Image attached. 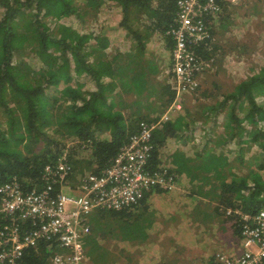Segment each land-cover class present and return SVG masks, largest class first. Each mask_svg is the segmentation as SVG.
Instances as JSON below:
<instances>
[{"label": "trees", "instance_id": "trees-1", "mask_svg": "<svg viewBox=\"0 0 264 264\" xmlns=\"http://www.w3.org/2000/svg\"><path fill=\"white\" fill-rule=\"evenodd\" d=\"M215 2L221 10L227 9V1ZM176 12L177 0H0V112L4 117L0 121V187L15 180L23 191L41 188L44 168H55L64 154L71 165L68 180L75 170L100 174L139 132L140 121L157 122L162 116L161 124L151 131L146 170L154 173L165 167L166 177L174 183L183 176L190 182L199 180L196 192L215 203V212L221 206L224 211L264 210V59L257 71L214 97L211 105L194 111L182 106L183 97L196 88L181 94L180 109L166 112L176 94L169 77L158 78L163 68L152 52L147 54L146 44L155 37L161 39L171 61ZM98 14L110 23L96 32L92 24ZM71 18L75 20L65 22ZM215 22L206 16L209 37L193 46L198 59L206 62L196 73L210 66L218 52L213 41ZM123 38L129 50L109 51L111 42L122 44ZM123 94L133 100L127 101ZM220 114L224 116L222 139L212 140L200 129L207 140L200 149L191 155L177 149L169 163L162 162L160 152L168 139H184L180 133L194 126V120L204 117L207 121ZM229 141L237 149L232 160L222 150L214 151L215 145ZM77 148H81L78 156L85 149L90 151L87 159H76ZM248 150L250 156L245 158L243 151ZM204 185L207 191L202 190ZM172 191L153 186L119 210L91 212L89 232L82 241L89 262H117L108 239H117L123 246L145 241L155 224L154 210L164 207L159 202L151 205V197H170ZM202 213L206 221L209 213L204 209ZM232 228L239 235L237 222ZM56 249L55 243L28 248L18 264H54L51 256ZM220 254L206 264H223Z\"/></svg>", "mask_w": 264, "mask_h": 264}, {"label": "built area", "instance_id": "built-area-1", "mask_svg": "<svg viewBox=\"0 0 264 264\" xmlns=\"http://www.w3.org/2000/svg\"><path fill=\"white\" fill-rule=\"evenodd\" d=\"M221 12L215 0H177L171 30L174 45L168 69L169 83L176 97L166 112L180 109L181 94L199 86L201 64L193 46L209 37L205 20ZM171 75V76H170ZM162 117V116H161ZM157 122L140 121V130L120 147L110 165L100 174L87 173L72 189L68 182L71 165L65 154L55 168H44L41 188L22 190L15 180L0 187V264H18L28 248L40 244L57 245L51 260L54 264H87L83 238L88 235V216L95 210H119L133 204L143 191L153 186L175 188L166 170L150 173L145 168L151 145L148 144ZM167 114L163 115L166 118ZM173 182V183H172ZM67 185V187H66ZM68 188V189H67ZM240 228L239 253H222L223 264H264V210L247 212L228 208Z\"/></svg>", "mask_w": 264, "mask_h": 264}, {"label": "rangeland", "instance_id": "rangeland-1", "mask_svg": "<svg viewBox=\"0 0 264 264\" xmlns=\"http://www.w3.org/2000/svg\"><path fill=\"white\" fill-rule=\"evenodd\" d=\"M225 1L228 2L227 9L223 10L222 8L221 12L214 17L217 25L213 41L218 47V52L211 61L213 63L205 67L199 75V90L183 97L182 106L184 105L191 111L201 109L207 101L205 99L206 95L208 97L221 96L219 93L222 90L231 89L234 83L257 71L258 66L263 65L264 0ZM221 17H223L221 22L223 27L219 28L220 22L218 21ZM72 20L75 19L71 18L65 22L70 23L69 21ZM109 23L110 21L105 18L104 14H98L96 21L92 24V29L97 32ZM111 23H114V20ZM109 26L114 27L113 24ZM116 39L118 38H111L112 41ZM122 40V44L111 42L109 51L126 52L130 49V47L128 48L127 39L123 38ZM146 46L148 49L147 54L149 55L152 52L156 62L161 64L163 68L162 73L164 74L159 79H168L170 56L165 52L164 42L155 37L147 42ZM204 89H208L211 94H207ZM123 96L127 101L133 100V96L126 94H123ZM117 98L119 97H116V100H118ZM0 121H4L1 112ZM194 122L197 123L195 126L189 127L183 134L181 132L184 139L180 137L179 139L170 138L167 140L160 152L163 163L170 162V152L175 148H184L188 151V155L200 149L207 141L201 134L200 129L207 132V128L212 127L211 138L212 135H215L214 140L221 138L222 131L219 135L220 129L214 128V120L205 121L202 117L194 120ZM198 125L200 126L198 127ZM193 127L196 128L194 132H191L190 130ZM209 144L213 146L212 140L209 141ZM67 145H72L71 141H67ZM215 146L217 150L214 151L222 150L229 160L234 159L237 154V149L232 141L224 146ZM74 151L77 154L75 155L76 159H87L90 154V151L85 149L78 156L81 148ZM243 153L245 158L250 156V150L243 151ZM234 170L237 173L241 172L236 168ZM88 172L87 169L82 172L73 171L74 175L66 184L73 189L78 179ZM174 184L172 197H167V195H153L151 197V205L159 202L164 207L161 211L154 210L153 219L155 224L150 226L149 236L146 237L145 241L140 243L138 241L125 242L123 246L117 239H108L110 249L113 250L112 257L117 260L113 264H206L208 259L216 253L231 254L240 252V238L234 234L232 228L234 218L227 215L222 206L215 212V203L210 204L205 198L207 196L196 192L201 182L197 179L190 182L188 178L181 177ZM208 188V185H204L202 190L207 191ZM203 209L209 213L206 221L201 219V217H204ZM149 218L150 215H147L146 219ZM87 263L91 264L89 258Z\"/></svg>", "mask_w": 264, "mask_h": 264}, {"label": "crops", "instance_id": "crops-1", "mask_svg": "<svg viewBox=\"0 0 264 264\" xmlns=\"http://www.w3.org/2000/svg\"><path fill=\"white\" fill-rule=\"evenodd\" d=\"M129 50V49H128ZM162 74H164V73H161L159 76H158V78H160V76L162 75ZM204 91H206L207 92V94H211V92L208 90V89H204ZM204 91H203V93H204ZM223 91H225V90H222L221 91V93H219V94H222L223 93ZM205 99L207 100L206 101V103H204V105H211V102H213L214 101V97H208V95H206L205 96ZM203 105V106H204ZM211 119L212 120H214V128H218V129H220V133H221V131H222V124L224 123V116L222 115V114H220L219 116H217V117H211ZM219 119H220V121H219ZM213 123H212V125H213ZM197 123H195V125H196ZM194 125V126H195ZM209 125V124H208ZM200 125H198V127H199ZM190 127V126H189ZM197 127V126H196ZM196 127H193V129H195ZM211 129H212V127H208L207 128V132L209 133V135L211 134ZM219 133V134H220ZM181 134V133H180ZM182 135V134H181ZM215 138V135H212V140ZM177 139H179V138H177ZM181 140V139H180ZM202 142V141H201ZM177 149H181L182 151H184L187 155L189 154L188 153V151H186L184 148H175V149H173L171 152H170V155L175 151V150H177ZM169 159H171V157H169ZM243 173H245V172H239V174H243ZM183 176V175H182ZM183 177H185V176H183ZM186 178V177H185ZM238 250H239V248H238ZM88 264V263H87Z\"/></svg>", "mask_w": 264, "mask_h": 264}]
</instances>
